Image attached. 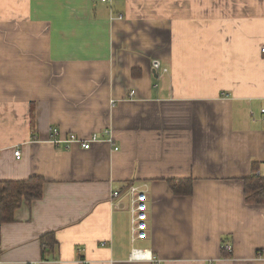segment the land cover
<instances>
[{
  "label": "crops",
  "instance_id": "obj_1",
  "mask_svg": "<svg viewBox=\"0 0 264 264\" xmlns=\"http://www.w3.org/2000/svg\"><path fill=\"white\" fill-rule=\"evenodd\" d=\"M263 47L264 0H0V181H45L0 224V264H264V205L244 199L252 164L264 177Z\"/></svg>",
  "mask_w": 264,
  "mask_h": 264
},
{
  "label": "trees",
  "instance_id": "obj_2",
  "mask_svg": "<svg viewBox=\"0 0 264 264\" xmlns=\"http://www.w3.org/2000/svg\"><path fill=\"white\" fill-rule=\"evenodd\" d=\"M257 166L252 164L251 175L244 180V199L249 205H264V177H260ZM45 181L42 177L32 176L20 181H0V224L14 221V213L23 204L31 205L39 201L43 194ZM172 193L176 196L192 194L190 180H168ZM41 260L52 259L57 248L53 233H47L40 238Z\"/></svg>",
  "mask_w": 264,
  "mask_h": 264
},
{
  "label": "built area",
  "instance_id": "obj_3",
  "mask_svg": "<svg viewBox=\"0 0 264 264\" xmlns=\"http://www.w3.org/2000/svg\"><path fill=\"white\" fill-rule=\"evenodd\" d=\"M103 3H112L115 0H100ZM261 52L264 53V47L261 49ZM151 67L154 72L161 70V63L158 60H153L151 62ZM165 73L166 70H163ZM135 92H130L129 98L133 97ZM261 120L264 123V107L260 110ZM108 134L107 131L104 132ZM49 142L53 146L62 145L64 148H68L70 144L77 143L80 145V148L83 150H89L91 146L97 142H99V137L97 134H92L87 139L79 138L73 134H70L66 137H60V134L57 129L52 128L49 130ZM111 138L108 139V142H111ZM13 156L16 160L20 159V151L14 150ZM113 197L118 196V192H114L112 194ZM130 196H131V206H132V228H131V242L134 244L137 241H144L147 238V197L144 192H140L137 189L130 188ZM222 249L224 251H231V246L224 244L222 245ZM129 260H147L153 264H158L155 258L150 254V252L146 250H141L138 248H134L131 250Z\"/></svg>",
  "mask_w": 264,
  "mask_h": 264
}]
</instances>
